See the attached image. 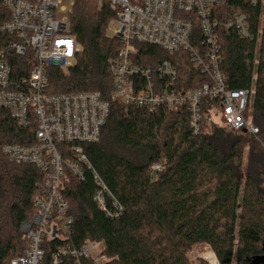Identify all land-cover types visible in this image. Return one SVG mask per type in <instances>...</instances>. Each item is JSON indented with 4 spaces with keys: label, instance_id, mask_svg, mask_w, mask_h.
Masks as SVG:
<instances>
[{
    "label": "trees",
    "instance_id": "obj_1",
    "mask_svg": "<svg viewBox=\"0 0 264 264\" xmlns=\"http://www.w3.org/2000/svg\"><path fill=\"white\" fill-rule=\"evenodd\" d=\"M236 11L252 8L247 0H232L220 10L222 20ZM8 15L0 0V16ZM114 17L109 3L99 8L96 0H76L70 33L81 47L77 62L68 70L47 69L51 94L98 91L109 102L99 142L82 146L123 207L120 218L108 219L93 200L92 173L87 171L79 180L66 171L63 195L70 206L72 235L65 243L79 248L87 241H103L109 258L105 264H190L187 253L196 244L210 245L220 264H251L264 248V32L258 48L256 41L220 32L227 85L255 87L252 114L258 135L233 131L225 121L223 127L214 124L209 115L214 102L208 99L201 131L194 135L185 108L150 113L113 99L108 63L122 47L109 31ZM195 33L199 38L197 25ZM134 47L137 64L156 67L170 61L186 90L207 80L185 51L170 55L153 46ZM11 59L13 77L27 76L31 63ZM34 133V126L20 129L0 111V264H10L28 247L21 225L34 219V199L43 179L36 167L12 163L1 146L30 145ZM153 164H162L164 170L151 172ZM60 244L44 242V264H52L51 253ZM63 264L75 262L68 257ZM82 264L93 263L84 259Z\"/></svg>",
    "mask_w": 264,
    "mask_h": 264
},
{
    "label": "built area",
    "instance_id": "obj_2",
    "mask_svg": "<svg viewBox=\"0 0 264 264\" xmlns=\"http://www.w3.org/2000/svg\"><path fill=\"white\" fill-rule=\"evenodd\" d=\"M99 8L109 3L115 12L114 36L121 40L118 55L110 59L108 72L114 79L113 99L126 108L155 113L161 108L186 109L194 135L201 131L206 99L214 102L209 112L220 111L230 129L256 137L252 103L255 87L231 89L221 69L220 32L236 34L258 43L264 32V0H247L251 12L236 11L222 20L220 10L232 0H96ZM76 0H2L9 15L0 16V111L20 129L34 126L33 143H5L1 152L16 165H32L43 173L35 195V215L21 231L28 247L10 264H44V242H63L51 253L52 264L72 258L75 264L89 259L105 264L103 241H87L79 248L65 243L72 235L70 206L63 195L64 177L70 171L83 180L94 177L93 200L111 220L120 218L123 207L93 168L83 144L99 142L110 104L98 91L53 95L47 69L72 68L81 52L70 33V15ZM196 25L200 37H196ZM198 39V42H196ZM135 44L162 49L173 55L189 54L193 67L207 80L186 90L170 61L156 67L135 62ZM31 63L27 76L13 77L11 58ZM258 60L255 61L257 65ZM164 170L153 164L151 172Z\"/></svg>",
    "mask_w": 264,
    "mask_h": 264
},
{
    "label": "rangeland",
    "instance_id": "obj_3",
    "mask_svg": "<svg viewBox=\"0 0 264 264\" xmlns=\"http://www.w3.org/2000/svg\"><path fill=\"white\" fill-rule=\"evenodd\" d=\"M114 25H115V21L113 19V20H111L110 25H109V31H110L111 35H114V33H115V29L113 28ZM260 43H261V40L258 43V47L260 46ZM209 115H210L211 120L214 124L223 127V120H222V116H221V113L219 110L214 109L212 112H210ZM196 247L198 249H196ZM201 250H202V252H200ZM198 252H200V253H198ZM202 253L209 256V258L206 260L203 257H201L200 254H202ZM187 257L190 261V264H211L209 261H211L212 264H220L218 258L216 257L215 252L213 251L211 246L208 244H196V245L192 246L190 251L187 253Z\"/></svg>",
    "mask_w": 264,
    "mask_h": 264
},
{
    "label": "water",
    "instance_id": "obj_4",
    "mask_svg": "<svg viewBox=\"0 0 264 264\" xmlns=\"http://www.w3.org/2000/svg\"><path fill=\"white\" fill-rule=\"evenodd\" d=\"M244 133L246 132L244 131ZM251 264H264V248H263V254L254 258Z\"/></svg>",
    "mask_w": 264,
    "mask_h": 264
},
{
    "label": "bare ground",
    "instance_id": "obj_5",
    "mask_svg": "<svg viewBox=\"0 0 264 264\" xmlns=\"http://www.w3.org/2000/svg\"><path fill=\"white\" fill-rule=\"evenodd\" d=\"M211 264H212V262L211 261H209Z\"/></svg>",
    "mask_w": 264,
    "mask_h": 264
}]
</instances>
